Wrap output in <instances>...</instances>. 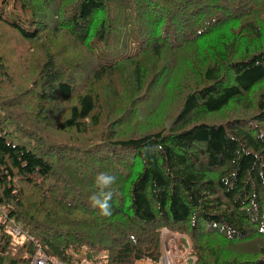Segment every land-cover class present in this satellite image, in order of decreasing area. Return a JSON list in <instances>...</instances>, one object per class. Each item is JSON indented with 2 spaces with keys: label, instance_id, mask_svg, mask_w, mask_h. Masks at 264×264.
<instances>
[{
  "label": "trees",
  "instance_id": "16d2710c",
  "mask_svg": "<svg viewBox=\"0 0 264 264\" xmlns=\"http://www.w3.org/2000/svg\"><path fill=\"white\" fill-rule=\"evenodd\" d=\"M1 1L0 264H264V0Z\"/></svg>",
  "mask_w": 264,
  "mask_h": 264
},
{
  "label": "rangeland",
  "instance_id": "374dc122",
  "mask_svg": "<svg viewBox=\"0 0 264 264\" xmlns=\"http://www.w3.org/2000/svg\"><path fill=\"white\" fill-rule=\"evenodd\" d=\"M3 2L0 0V5ZM7 11L13 10V4L8 3ZM182 236L164 230V255L161 261L153 263L150 260L139 261L137 264H191L189 250H186ZM188 244V243H187Z\"/></svg>",
  "mask_w": 264,
  "mask_h": 264
},
{
  "label": "clouds",
  "instance_id": "9594fccd",
  "mask_svg": "<svg viewBox=\"0 0 264 264\" xmlns=\"http://www.w3.org/2000/svg\"><path fill=\"white\" fill-rule=\"evenodd\" d=\"M97 186L100 191L92 194L89 197V201L94 208H98L102 215L111 214V204L110 201L113 196V192L110 190L112 185L116 183V177L109 173H100L96 177Z\"/></svg>",
  "mask_w": 264,
  "mask_h": 264
},
{
  "label": "built area",
  "instance_id": "2783aa9c",
  "mask_svg": "<svg viewBox=\"0 0 264 264\" xmlns=\"http://www.w3.org/2000/svg\"><path fill=\"white\" fill-rule=\"evenodd\" d=\"M19 232L18 229H15ZM31 264H65L62 260L52 257L50 255L44 254L41 251L37 252L31 259Z\"/></svg>",
  "mask_w": 264,
  "mask_h": 264
},
{
  "label": "crops",
  "instance_id": "0c3cea01",
  "mask_svg": "<svg viewBox=\"0 0 264 264\" xmlns=\"http://www.w3.org/2000/svg\"><path fill=\"white\" fill-rule=\"evenodd\" d=\"M143 261H146V260H143Z\"/></svg>",
  "mask_w": 264,
  "mask_h": 264
}]
</instances>
